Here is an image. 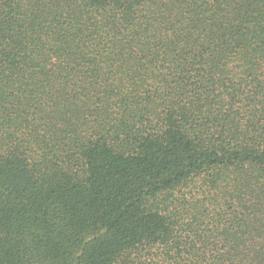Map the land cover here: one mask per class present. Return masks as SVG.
<instances>
[{
  "label": "trees",
  "instance_id": "1",
  "mask_svg": "<svg viewBox=\"0 0 264 264\" xmlns=\"http://www.w3.org/2000/svg\"><path fill=\"white\" fill-rule=\"evenodd\" d=\"M0 264H264V0H0Z\"/></svg>",
  "mask_w": 264,
  "mask_h": 264
}]
</instances>
